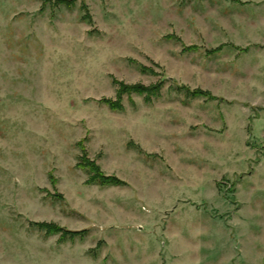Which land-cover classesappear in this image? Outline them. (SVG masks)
<instances>
[{
    "label": "rangeland",
    "instance_id": "374dc122",
    "mask_svg": "<svg viewBox=\"0 0 264 264\" xmlns=\"http://www.w3.org/2000/svg\"><path fill=\"white\" fill-rule=\"evenodd\" d=\"M0 264H264V0H0Z\"/></svg>",
    "mask_w": 264,
    "mask_h": 264
}]
</instances>
